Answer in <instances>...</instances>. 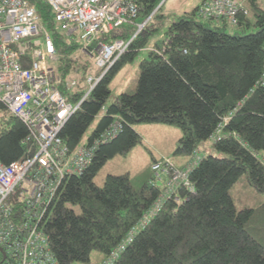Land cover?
<instances>
[{
  "label": "trees",
  "instance_id": "1",
  "mask_svg": "<svg viewBox=\"0 0 264 264\" xmlns=\"http://www.w3.org/2000/svg\"><path fill=\"white\" fill-rule=\"evenodd\" d=\"M30 1L55 45L61 92L68 101L76 102L85 91L70 90L67 80L80 74L85 81L92 66L83 52L86 57L74 56L83 46L81 35L66 36L47 2ZM136 1L137 20L150 17L62 126L60 136L70 149L80 143L85 129L100 113L110 94L113 73L147 45L149 33L156 29L146 26L157 15L160 0ZM203 1L167 26L161 41L151 46L161 52L148 50V56L139 61L135 84L115 97L87 142L115 115L121 119V131L98 145L83 172L66 177L60 185L42 222L60 264L89 261L93 249L102 253L101 264L121 243L124 248L111 264H264V202L237 209L230 193L242 175L258 192H264V165L256 156L264 149V85L259 81L264 63V9L258 0H247V5L238 1L247 12L239 10L236 23L230 24L199 15ZM249 12L255 18V31L227 32L228 26L248 25ZM135 31L134 24H124L103 39L127 40ZM0 110V163H9L28 152L27 128L1 103ZM136 122L179 127L176 151L183 155L191 156L203 141L215 137L212 150L200 155L190 169L193 191L181 183L166 192L169 175L156 178L151 169L157 159L146 172L141 171L144 176L107 173L102 185L94 182L96 172L109 158L140 142ZM69 204L77 205L79 211ZM155 205L149 219L140 224ZM6 259L0 248V264Z\"/></svg>",
  "mask_w": 264,
  "mask_h": 264
},
{
  "label": "built area",
  "instance_id": "2",
  "mask_svg": "<svg viewBox=\"0 0 264 264\" xmlns=\"http://www.w3.org/2000/svg\"><path fill=\"white\" fill-rule=\"evenodd\" d=\"M44 1L66 36L81 35V52L91 58L94 70L86 74L87 91L76 102L68 101L59 87L61 76L55 66L47 63V60H57L58 54L34 4L30 0H0V103L25 124L24 141L29 143L24 157L0 163V248L7 258L5 264H60L52 254L42 222L62 182L68 176L83 172L98 145L116 137L122 122L117 115L113 116L97 137L78 143L73 149L60 136V130L114 62L127 51L130 41L146 22L136 23L139 12L136 0ZM239 10L247 12L238 0H204L197 13L214 21L234 24ZM124 24L136 25V32L127 40L115 38L108 42L103 39ZM40 34L42 40L35 38ZM94 41L95 45L89 48ZM149 49L161 52L154 47ZM259 81L264 85V63ZM70 82L68 86L75 84ZM220 126L218 124L216 133ZM199 158V152L194 151L187 164L179 168L170 158L162 157L151 163V169L156 178L169 175L166 192L181 183L193 191L188 175ZM156 208L157 205L140 224H144ZM123 248L124 243H121L101 264H111Z\"/></svg>",
  "mask_w": 264,
  "mask_h": 264
},
{
  "label": "rangeland",
  "instance_id": "3",
  "mask_svg": "<svg viewBox=\"0 0 264 264\" xmlns=\"http://www.w3.org/2000/svg\"><path fill=\"white\" fill-rule=\"evenodd\" d=\"M242 1L247 5V0ZM201 0H160L157 6V15H155L146 28H156L152 33L148 35L147 45L136 52V54L130 59L123 62L118 69L113 73L108 87L110 94L103 103L100 113L97 114L89 126L85 129L80 143H86L88 137L95 129L100 117L106 112L108 106L113 102L115 97L122 91L127 90L128 87L135 84L138 74L139 61L148 56V50L155 43H159L164 37V32L167 26L177 18L182 12L192 10ZM260 6L264 9V0H258ZM150 15L144 19L148 20ZM249 24L243 27H227L226 30L229 33L235 31L241 33L253 32L256 29L254 25V15L252 12L248 14ZM139 20V21H138ZM136 23L141 22L138 19ZM146 23V22H145ZM145 25V24H144ZM144 28V26L142 27ZM141 31V30H140ZM138 31V32H140ZM78 36V35H77ZM42 40V34L36 36ZM82 40V39H81ZM82 42V41H81ZM86 57L80 50L76 52L75 57ZM88 57V56H87ZM90 60L91 58L88 57ZM47 63L52 66H56V60H47ZM92 63V62H91ZM94 68L91 66L87 73H92ZM80 74L77 77L68 78L67 83L74 81L75 84L71 85L70 90L87 91V84L81 78ZM2 114L0 110V115ZM135 130L140 134L141 140L135 144L128 152L123 154H116L112 158H109L96 172L94 176V182L97 185H102L104 177L107 173L120 174L128 173L131 177L139 175L138 177L145 175V168L149 165L153 159H160L162 157H169L173 162H176L177 158L181 155L179 151H176L178 145V138L181 134L179 127L173 124L163 122H136L134 124ZM215 137L203 141L200 147V155H205L212 150L213 139ZM256 156L262 161L264 165V149H260L256 152ZM188 159H191L192 155H185ZM185 162V163H186ZM175 164V163H174ZM184 165H178L183 167ZM145 171L144 173H142ZM234 204L237 209L242 207H255L264 202V192H258L253 186H251L246 177L242 175L240 179L232 186L230 190ZM68 207L74 211H79L77 205L69 204ZM102 260V253L99 250H91L89 253V261H73L71 264H100Z\"/></svg>",
  "mask_w": 264,
  "mask_h": 264
},
{
  "label": "crops",
  "instance_id": "4",
  "mask_svg": "<svg viewBox=\"0 0 264 264\" xmlns=\"http://www.w3.org/2000/svg\"><path fill=\"white\" fill-rule=\"evenodd\" d=\"M169 158V157H168ZM188 158L187 157H185V155H183V154H181L178 158H177V165H176V162H173L172 160V162H173V164L175 163V165H176V167L178 166V165H186L187 164V162L190 160V158H189V160L186 162V160H187ZM186 162V163H185ZM180 168V167H179ZM103 257V256H102Z\"/></svg>",
  "mask_w": 264,
  "mask_h": 264
},
{
  "label": "bare ground",
  "instance_id": "5",
  "mask_svg": "<svg viewBox=\"0 0 264 264\" xmlns=\"http://www.w3.org/2000/svg\"><path fill=\"white\" fill-rule=\"evenodd\" d=\"M156 9H157V7H156ZM156 9H155V10H156ZM155 10H154V11H155ZM154 11H153V12H154ZM153 12H152V13H153ZM152 13H151V14H152ZM136 21H137V20H136ZM135 26H136V25H135ZM135 32H136V31H135ZM137 33H138V32H137ZM137 33H136V34H137ZM136 34H135V35H136Z\"/></svg>",
  "mask_w": 264,
  "mask_h": 264
}]
</instances>
